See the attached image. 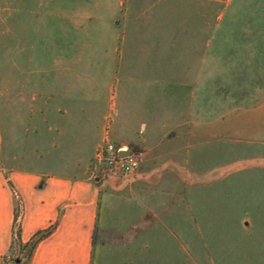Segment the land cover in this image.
<instances>
[{
    "label": "rangeland",
    "instance_id": "374dc122",
    "mask_svg": "<svg viewBox=\"0 0 264 264\" xmlns=\"http://www.w3.org/2000/svg\"><path fill=\"white\" fill-rule=\"evenodd\" d=\"M106 135L137 173L99 172ZM0 167L204 187L164 234L264 264V0H0Z\"/></svg>",
    "mask_w": 264,
    "mask_h": 264
},
{
    "label": "crops",
    "instance_id": "0c3cea01",
    "mask_svg": "<svg viewBox=\"0 0 264 264\" xmlns=\"http://www.w3.org/2000/svg\"><path fill=\"white\" fill-rule=\"evenodd\" d=\"M201 188L133 186L100 192L75 176L13 168L6 172L0 167V264L10 255L17 212L23 243L58 222L37 245L29 264H217L214 248L211 255L204 244L195 255L184 245L192 237L163 231L186 218L182 211L189 210L194 219L187 196ZM172 191L184 195L186 203L161 198Z\"/></svg>",
    "mask_w": 264,
    "mask_h": 264
},
{
    "label": "built area",
    "instance_id": "2783aa9c",
    "mask_svg": "<svg viewBox=\"0 0 264 264\" xmlns=\"http://www.w3.org/2000/svg\"><path fill=\"white\" fill-rule=\"evenodd\" d=\"M124 152H129V154L122 156ZM94 161L99 172L128 176L140 170L143 165V156L127 146L115 144L106 135L96 149Z\"/></svg>",
    "mask_w": 264,
    "mask_h": 264
},
{
    "label": "trees",
    "instance_id": "16d2710c",
    "mask_svg": "<svg viewBox=\"0 0 264 264\" xmlns=\"http://www.w3.org/2000/svg\"><path fill=\"white\" fill-rule=\"evenodd\" d=\"M7 177V176H6ZM10 184V182H9ZM11 185V184H10ZM21 200L17 199V208L19 209ZM19 213L15 214L13 242L10 248L9 258L3 261V264H29L37 245L47 237H49L57 228L58 222L53 223L47 229L36 233L32 239L23 243L21 240V226L18 223Z\"/></svg>",
    "mask_w": 264,
    "mask_h": 264
},
{
    "label": "water",
    "instance_id": "95a60500",
    "mask_svg": "<svg viewBox=\"0 0 264 264\" xmlns=\"http://www.w3.org/2000/svg\"><path fill=\"white\" fill-rule=\"evenodd\" d=\"M129 154V152H124L122 153V156H127Z\"/></svg>",
    "mask_w": 264,
    "mask_h": 264
}]
</instances>
